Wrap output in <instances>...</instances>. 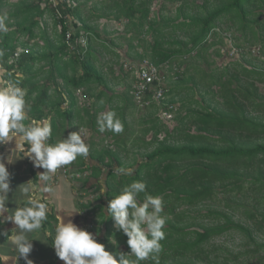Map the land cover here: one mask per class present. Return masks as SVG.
I'll list each match as a JSON object with an SVG mask.
<instances>
[{
  "label": "trees",
  "instance_id": "obj_1",
  "mask_svg": "<svg viewBox=\"0 0 264 264\" xmlns=\"http://www.w3.org/2000/svg\"><path fill=\"white\" fill-rule=\"evenodd\" d=\"M54 1L11 2L6 16L13 21L6 23L7 33H0V69L3 70L1 85L14 81L26 90L25 99L31 106L30 119L50 118L53 142L59 130L67 128L74 116L79 117L76 112L77 99L86 94L88 87H101L94 99L97 104L109 89L95 66L91 51L96 33L93 34V30L81 19L76 0ZM217 1L212 8L200 15H184L181 6L176 17L168 20L167 26L172 31H183L186 41H172L177 46L176 49H165V42L155 41L151 59L148 60L159 71L161 61L169 62L176 57L198 58L207 47H214L216 56L225 55L226 50L219 52L218 44L212 40L215 21L222 15H228L238 22L236 28L243 30L246 23L259 22V16L253 13L254 8L264 7V0ZM129 2L130 4L127 0L111 1L112 8H116L118 15L130 18L137 10H141V18L147 17L148 8L144 7L143 0ZM4 4V0H0V7ZM45 11L53 16V23L58 31L57 39L51 42L47 36H42V40H45L43 48L40 53H35L29 41L34 39L33 29L39 25ZM250 16L255 18H248ZM239 25L241 26L238 27ZM23 36L26 37L25 41H21ZM142 59L144 57L140 60ZM233 63L241 64L239 68L245 78L264 82L263 71L250 67L247 62L243 64L234 59H228L225 67H222L223 71L217 75L205 77L203 74L204 83L201 85L190 78L194 83L182 88H188L191 95L201 96L200 100L191 97L186 101L179 99V109L184 110V113L178 115L177 123L172 127H168L167 123L173 121L174 113L169 121H159L160 114L147 119V126L140 129L141 139H134L131 145L143 141L149 135L143 144L150 149L141 155L142 161L134 160L131 176L116 175V169L125 165L109 146L101 151L90 149L87 158H79L82 166L78 171L89 173L90 179L96 180L91 186L97 202L89 211L94 213L91 218L84 211L86 206L75 201L74 206L82 226L86 228L89 225V231L100 235L99 242L106 246V250L129 251L125 243L126 237L115 231L106 207L124 184L142 180L147 185L148 193L164 197V214L167 219L165 239L160 241L162 251L158 256L150 257L140 264H235L236 256L231 252L225 250L221 257L217 254L211 256L208 248L214 237L229 231L244 236L254 246L251 253L262 251L264 256V240L261 243L256 240L258 232L262 234L264 230L261 223L264 222V97L257 94L253 81L244 86L237 73L230 71L229 65ZM68 68L71 75L67 74ZM127 71L131 72V69ZM185 71L186 69L182 71V76ZM56 78L59 82H55ZM162 81L164 77L161 74V87L165 90L163 97L159 100L152 99L143 108H154L159 101L164 106L163 111L175 110L174 98L163 102L172 95L173 89ZM180 83L178 80V85L175 86L178 88ZM156 86V82L150 85L143 100L151 99ZM130 94L134 101L132 88ZM208 95H211V99L205 102V96ZM190 104H195V108H185ZM19 154L24 155L21 150ZM25 162L27 173L35 183L37 173L32 163L27 159ZM102 175L104 179L101 185L97 180ZM60 181L66 180L59 176L57 179L53 178L50 185L55 186ZM142 198L143 194L140 199ZM241 198H244L243 202L247 206L241 202ZM223 201V206L230 208V211L219 207L218 203ZM228 201L232 204H228ZM23 203L24 201L20 205ZM237 206L244 207L243 213L246 220L250 221L249 224L235 219L234 210ZM179 207L187 210L183 208L181 213L176 214V208ZM197 210L202 219L194 222L195 217H190L189 212ZM52 213L51 207L44 225L50 223V233L54 234L51 222H56V219ZM227 256L232 259L229 260Z\"/></svg>",
  "mask_w": 264,
  "mask_h": 264
},
{
  "label": "rangeland",
  "instance_id": "obj_2",
  "mask_svg": "<svg viewBox=\"0 0 264 264\" xmlns=\"http://www.w3.org/2000/svg\"><path fill=\"white\" fill-rule=\"evenodd\" d=\"M16 0H4L5 4L0 7V16H6L10 10V3ZM54 1V0H53ZM112 0H76V5L79 6V14L82 20H84L89 27L96 33L95 42L91 45V51L94 57V63L100 73L103 75L107 89L106 96H104L100 103L95 102V96L101 89L98 85H92L88 87L83 94L77 99V111L79 117L74 116L70 121V125L67 129H62L57 132L56 139L62 138V134L66 136L69 131H76L79 129L84 130L85 142L90 145V149L95 151H101L102 148L109 146V149L116 151L118 159L125 165L123 168L134 169V160L142 161V154L149 151L150 148L144 146L143 142L147 141L149 135L144 137L143 141H137L136 144L131 145V141L140 138V129L143 126H147L146 121L155 115H158L163 110V105L158 101L152 108L148 106L146 108L137 106V104L131 100V88L134 84V79L131 72H128V65L131 63H138L141 58L151 59V51L155 46V41L165 42L163 48L176 49L177 46L172 44V41H186V34L181 30L172 31L168 20L174 19L177 15L178 9L182 6L184 15H200L204 14L205 10L212 8L218 1L217 0H143L144 7L148 8V15L145 19L141 18V10H137L134 15L127 17V15L119 14L116 8H112ZM140 2L141 0H134ZM56 1H54L55 3ZM209 2V3H208ZM127 3L130 4L129 0ZM41 7L43 4L40 5ZM136 6V4H135ZM121 11V10H119ZM254 15H258V21L256 24L246 23V27L243 30H238L235 20H232L228 15H222L215 21L214 36L212 40L218 44L220 50H226V54L216 56L214 53V47H207L201 52L200 57L196 58H179L176 57L172 61H161L159 64L160 72L164 77L165 84L173 89L172 95L166 97L163 102L174 98V105L176 106L174 113L175 118L172 122H168V127H172L177 123V117L184 113V110L179 109L181 100H189L190 97L200 100L201 96L196 94L191 95L188 88H182L190 83H204L202 79L203 74L205 77L208 75H217L223 71L222 67H225V63L228 59H234L242 62H247L250 67L264 72V7H255L253 11ZM118 17V18H116ZM248 18H255L250 16ZM71 19V18H70ZM13 20L7 19L6 23ZM10 24V23H9ZM239 25L238 27H240ZM154 27V28H152ZM57 28L53 23V16L50 12L45 11L42 16L39 25L33 29L34 39L29 41L33 52H41L45 40H42V36H47L48 41L55 42L57 39ZM26 37H21V41H25ZM230 43L233 48L234 56H228ZM104 45L106 48H103ZM243 52L244 53H239ZM244 61V62H243ZM228 65V64H227ZM239 63H233L229 65L230 71L237 73L242 84L247 85L252 79L244 77V73L240 70ZM185 71V75L182 76V71ZM3 70L0 69V85L1 74ZM67 74L71 75L72 72L68 68ZM20 75V74H18ZM222 77V76H221ZM193 78L194 82L190 80ZM242 78V79H241ZM55 82H59V79H54ZM178 80L181 81L179 87ZM256 87L257 94L264 97V82L253 81ZM199 87V86H198ZM200 88V87H199ZM211 99V95L205 96V102ZM110 101V102H109ZM162 102V101H161ZM93 103H95L93 105ZM98 107H101V109ZM185 108H195V104L186 105ZM114 110L119 119L124 124V131L120 134H113L110 131L100 133L97 131V116L101 112ZM93 117V118H92ZM164 119H159V121ZM169 121V120H167ZM151 124V123H150ZM65 130V131H64ZM14 144V146L12 145ZM9 147H20V142L10 141ZM14 151L13 156H16ZM79 158L72 164L58 169L53 176L57 179L62 176L71 186L74 201L81 203L85 207V213H88V217L91 218L94 213L89 212L92 206L97 202L95 199L94 188L91 186L95 181L90 179L89 173H82L78 171L80 166ZM16 158V164L18 169H22V161L20 162ZM28 159V158H27ZM20 167V168H19ZM26 167V166H25ZM37 172V188L35 183L31 180L29 175H26L27 183L33 187L32 195L37 199H42L40 194L43 182L39 179V173L43 169L35 168ZM105 172V169L102 171ZM103 175L98 178V183L103 184ZM52 181L49 183L51 184ZM103 191V189H101ZM37 193V195H36ZM36 195V196H35ZM221 197V195H219ZM244 198H241V202ZM232 204L231 201L227 202ZM223 203H218L219 207L230 211V208H225ZM245 204V203H244ZM246 206L248 204H245ZM51 208V207H49ZM185 207L176 208L175 213H181ZM186 209V208H185ZM187 210V209H186ZM244 207H238L234 210L235 219L245 224H249L250 221L246 220V216L243 213ZM190 217H195L194 222H199L202 217L200 212L191 211ZM190 221V219H187ZM262 227L264 226V222ZM89 228L86 226V229ZM89 230V229H88ZM100 236V235H98ZM257 242L261 243L264 240V230L262 234L258 232ZM209 250L211 256L217 254L219 257L227 250L236 256L235 264H264V256L262 251L257 253H251L254 250V246L247 241V239L234 231H229L220 236L214 237L210 244ZM230 260L231 256H227Z\"/></svg>",
  "mask_w": 264,
  "mask_h": 264
},
{
  "label": "clouds",
  "instance_id": "obj_3",
  "mask_svg": "<svg viewBox=\"0 0 264 264\" xmlns=\"http://www.w3.org/2000/svg\"><path fill=\"white\" fill-rule=\"evenodd\" d=\"M6 21L7 16H0V33H7ZM26 94L18 82L7 81L0 85V145L19 140L23 157H27L33 167L43 169L39 179L43 182L41 191L47 194L53 191L49 182L57 170L72 164L78 157L87 158L90 145L85 142L84 130L79 128L69 131L66 136L63 132L62 138L53 142L50 118L30 119L31 106L25 99ZM96 123L100 133L120 134L124 131V124L114 110L99 113ZM12 162L7 160L9 164ZM132 172L131 168L116 169L117 176H131ZM13 178L0 157V225L10 222L15 226L9 237L12 252L0 251V261L4 264L11 258L16 264L20 260L24 264H33L29 259L32 242L38 240L35 234L48 220L49 206L32 195L31 184L23 183L13 190ZM18 198H23L22 205H17ZM10 202L16 205L12 209L7 207ZM106 210L115 231L126 237L129 251L106 250L97 233L79 227L71 219L61 218L56 224L51 246L63 264H140L158 256L163 248L160 241L165 239L167 219L162 195H152L147 192L144 181L132 180L108 201ZM0 235L8 236V233L0 232Z\"/></svg>",
  "mask_w": 264,
  "mask_h": 264
},
{
  "label": "crops",
  "instance_id": "obj_4",
  "mask_svg": "<svg viewBox=\"0 0 264 264\" xmlns=\"http://www.w3.org/2000/svg\"><path fill=\"white\" fill-rule=\"evenodd\" d=\"M9 143L10 142L0 145V157L4 159V162L6 163V166L8 167L9 171L14 175L11 185L14 190L18 185L28 182V177H26V175L29 174L27 173V165L25 162L27 157H23V155L19 154L20 147H9ZM12 145L14 146V144ZM14 151L16 152V156H13ZM16 158H19L18 160L20 162L22 161L23 167L21 170L17 168ZM7 160H13V162L9 164L7 163ZM27 161L30 162L29 159H27ZM34 186L36 188L38 187L36 183ZM52 188V192L47 194H40L42 200H44L49 207L53 208L52 214L56 219V222H51L52 227L55 229L56 224L59 222V220L61 218H64L66 220L71 219L79 227L84 228L81 224L79 213L74 206V196L72 194L70 184L66 181H60L55 186H52ZM38 191L39 190L37 188L35 192ZM22 201H24L23 198H18L16 200L17 205L19 206ZM15 206V203L12 202L7 205V207H9L10 209L14 208ZM49 225L50 223L45 224L44 227H42V229L35 234L38 240H33V251L29 256V259L33 261V264H63V261L59 260L56 257L54 249L51 246V241L53 239L54 234L49 235ZM14 231L15 226L10 222L5 223L4 225H0V232L8 233V236L0 235V251L12 252V245L10 243L9 237ZM0 264H3V261H0ZM4 264H16V261L10 258L8 261L4 262ZM19 264H24V261L20 260Z\"/></svg>",
  "mask_w": 264,
  "mask_h": 264
},
{
  "label": "built area",
  "instance_id": "obj_5",
  "mask_svg": "<svg viewBox=\"0 0 264 264\" xmlns=\"http://www.w3.org/2000/svg\"><path fill=\"white\" fill-rule=\"evenodd\" d=\"M229 51L227 54L229 56H234L233 48L230 43ZM221 51H224L223 49ZM133 67V69H132ZM131 69V74L134 79V84L132 85V94L136 104L140 107L147 106L152 99L159 100L163 97V92L165 91L161 87V74L158 68L150 62L148 59L144 58L136 64L128 65V69ZM156 82V89L152 92L151 99L143 100L146 91L149 90L150 85ZM160 117L165 121L172 118V112L170 111H161Z\"/></svg>",
  "mask_w": 264,
  "mask_h": 264
}]
</instances>
